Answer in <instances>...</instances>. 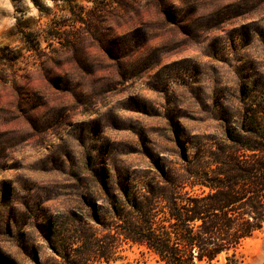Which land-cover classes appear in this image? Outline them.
Masks as SVG:
<instances>
[{
  "label": "rangeland",
  "instance_id": "rangeland-1",
  "mask_svg": "<svg viewBox=\"0 0 264 264\" xmlns=\"http://www.w3.org/2000/svg\"><path fill=\"white\" fill-rule=\"evenodd\" d=\"M36 1L44 13L34 0H0V47L35 45L20 39L18 18L49 38L50 23L61 26L59 40L0 64V252L22 264H36L33 247L40 260L54 257L33 215L92 212L85 200L104 214L122 182L185 173L187 135L219 138L221 117L242 100L264 101V3L223 22L204 10L201 23L177 26L146 1L76 0L86 8L74 13V3ZM108 39L110 54L100 43ZM125 247L111 264H158ZM242 253L235 264H264V229ZM212 264L232 263L222 255Z\"/></svg>",
  "mask_w": 264,
  "mask_h": 264
},
{
  "label": "trees",
  "instance_id": "trees-1",
  "mask_svg": "<svg viewBox=\"0 0 264 264\" xmlns=\"http://www.w3.org/2000/svg\"><path fill=\"white\" fill-rule=\"evenodd\" d=\"M62 1L74 3L69 10L72 13L75 6L86 8L76 0ZM139 1L155 5L165 22L177 26L201 23L207 15L204 10L212 9L215 20L223 22L264 3V0H234L223 5L220 0ZM34 3L44 13L36 0ZM116 3L122 6V0ZM76 21L87 25L86 31L93 33L82 14ZM60 28L50 23L49 38L40 32L32 33L18 18L14 29L20 39L27 43L26 39L33 37L35 45L28 42L22 50L0 47V64L14 65L22 51H38L41 42L59 40ZM100 43L106 53L117 49L111 39ZM77 44L67 41L75 52L80 50ZM257 93L254 89L255 97ZM240 103L230 111L232 114L220 118L221 137L186 136L190 153L184 156L185 173L164 174L168 182H122L120 196L111 195L110 207L104 214H99L95 203L85 200V206L92 208V212L33 215L30 225L40 229L54 254L40 260L33 247L35 263L111 264L125 259L126 245L130 249L137 246L142 254L154 256L158 264H212L222 255L229 263L241 262L245 243L264 229V101ZM103 187L110 193L108 182ZM0 264L22 263L0 252Z\"/></svg>",
  "mask_w": 264,
  "mask_h": 264
}]
</instances>
